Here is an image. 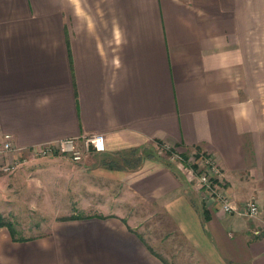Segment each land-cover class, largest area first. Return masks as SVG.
Segmentation results:
<instances>
[{"label": "crops", "instance_id": "obj_1", "mask_svg": "<svg viewBox=\"0 0 264 264\" xmlns=\"http://www.w3.org/2000/svg\"><path fill=\"white\" fill-rule=\"evenodd\" d=\"M5 134L23 149L103 135L100 154L213 157L216 184L237 207L257 199L258 219L207 202L185 164L111 172L204 264H264V0H0ZM69 217L38 237L0 227V264H171L119 213Z\"/></svg>", "mask_w": 264, "mask_h": 264}, {"label": "rangeland", "instance_id": "obj_2", "mask_svg": "<svg viewBox=\"0 0 264 264\" xmlns=\"http://www.w3.org/2000/svg\"><path fill=\"white\" fill-rule=\"evenodd\" d=\"M152 149L155 159L182 164L177 158L181 153L163 146ZM82 152L79 162L66 155H27L15 173L0 175V210L14 224L17 237L43 236L58 219L75 214L119 213L171 264H204L176 232L160 205L142 200L111 172L116 170L113 166L130 172L120 158L132 153L112 156L97 153L93 147ZM189 161L197 165L194 155ZM202 168L203 163L198 171Z\"/></svg>", "mask_w": 264, "mask_h": 264}, {"label": "built area", "instance_id": "obj_3", "mask_svg": "<svg viewBox=\"0 0 264 264\" xmlns=\"http://www.w3.org/2000/svg\"><path fill=\"white\" fill-rule=\"evenodd\" d=\"M77 139L69 138L61 141L47 143L33 149L16 147L11 135L5 134L0 141V175H11L15 173L22 164L26 162V156L49 157L54 155H66L75 162L82 160V149L79 148ZM86 151L93 147L96 150L104 149V136L93 135L83 139L81 142ZM169 149L168 147L165 148ZM175 152V151H174ZM181 163L185 162L182 155L177 154ZM188 166L190 161H187ZM195 175L198 185L202 187L207 202L216 203L225 213L230 215H242L252 219L261 216V206L257 199L246 202L241 208L237 207L230 193L223 187L216 184L222 177V171L213 157H205L203 168L200 171L189 167Z\"/></svg>", "mask_w": 264, "mask_h": 264}, {"label": "trees", "instance_id": "obj_4", "mask_svg": "<svg viewBox=\"0 0 264 264\" xmlns=\"http://www.w3.org/2000/svg\"><path fill=\"white\" fill-rule=\"evenodd\" d=\"M146 147H150V146H146ZM146 147L142 148V149H138V148H134L132 149L131 151H129L130 153H132L130 156L126 157L124 156L123 158H120V162H122L123 164H126L130 167V169L132 171H135V170H138L140 165L142 164V162L146 159V158H155V155H154V152H153V149L152 147H150V149H146ZM94 149V148H93ZM182 157L184 158L185 162H183V164L187 165L188 166V163L187 161H189V158L190 157H187L186 155H182ZM197 156L195 155V158ZM160 159V158H158ZM163 161V159H160ZM194 170H198V166L193 164V165H190ZM112 167H110L111 169ZM113 169H116V170H120L121 168L119 167H115L113 166ZM69 218H75V217H69ZM0 227H6L10 230L12 236L14 238L17 237V231L14 227V224L8 220L3 214H0Z\"/></svg>", "mask_w": 264, "mask_h": 264}]
</instances>
